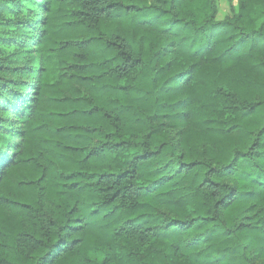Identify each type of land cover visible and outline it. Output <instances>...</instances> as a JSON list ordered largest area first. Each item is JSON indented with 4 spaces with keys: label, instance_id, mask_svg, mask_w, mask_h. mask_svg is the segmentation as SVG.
Returning a JSON list of instances; mask_svg holds the SVG:
<instances>
[{
    "label": "trees",
    "instance_id": "trees-1",
    "mask_svg": "<svg viewBox=\"0 0 264 264\" xmlns=\"http://www.w3.org/2000/svg\"><path fill=\"white\" fill-rule=\"evenodd\" d=\"M0 0V264H264V0Z\"/></svg>",
    "mask_w": 264,
    "mask_h": 264
},
{
    "label": "rangeland",
    "instance_id": "rangeland-1",
    "mask_svg": "<svg viewBox=\"0 0 264 264\" xmlns=\"http://www.w3.org/2000/svg\"><path fill=\"white\" fill-rule=\"evenodd\" d=\"M36 1L39 2V0ZM216 4L218 19L231 15L232 11L237 8L236 0H216Z\"/></svg>",
    "mask_w": 264,
    "mask_h": 264
}]
</instances>
